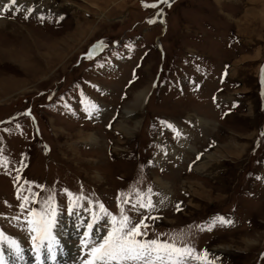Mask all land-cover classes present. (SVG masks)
Masks as SVG:
<instances>
[{"label":"rangeland","instance_id":"374dc122","mask_svg":"<svg viewBox=\"0 0 264 264\" xmlns=\"http://www.w3.org/2000/svg\"><path fill=\"white\" fill-rule=\"evenodd\" d=\"M33 1L0 15L3 264H37L49 197L51 264H86L122 210L187 264H264V0Z\"/></svg>","mask_w":264,"mask_h":264},{"label":"snow or ice","instance_id":"6c2138e0","mask_svg":"<svg viewBox=\"0 0 264 264\" xmlns=\"http://www.w3.org/2000/svg\"><path fill=\"white\" fill-rule=\"evenodd\" d=\"M160 3H168L169 0H159ZM144 7H156V4H143ZM22 5L18 3V0H5L3 4H0V15L6 11L20 12ZM25 12H31L32 9H23ZM27 18V16H25ZM149 20V23H152ZM91 55V52L89 53ZM94 107V105H93ZM27 115V113H25ZM7 160L0 155V166L6 165ZM27 183V182H26ZM31 192V189H28ZM32 195H35L34 193ZM139 195V194H137ZM18 199H21L18 189ZM25 203L30 202L29 196H23ZM52 197L48 198L42 206V210L38 212L35 209L29 211V215L35 217V219H29L26 223L29 225V230L33 235V241L40 239L41 248L46 249L45 259H51L53 262L56 260V253L53 252L52 243L45 244L44 240L49 237V230L54 225V220L48 219L49 212L54 215V210L51 208ZM137 204L140 208H151V200L147 204L141 200H137ZM21 208H24V203L21 204ZM101 211L105 216H110L109 213L100 205ZM134 210H138L133 205ZM112 221V228L106 236L103 237L102 242H97L98 246H93L89 252V260L86 264H187V262L194 257L192 256L193 250L187 246H176L174 242H161L158 238L153 240H140L137 237L144 235L141 229L146 227L144 220L141 219L139 223L133 224L129 216L124 215L121 211V217L117 222V218L110 216ZM219 223L224 224L226 221L223 218H216ZM97 222L95 213L93 214V224ZM227 223H232L227 221ZM93 224H89L88 228L91 230ZM85 236L88 235L86 232ZM2 236V234H0ZM84 242L82 241V244ZM9 246L15 247L17 256L20 255L21 249L14 240L9 241ZM37 264H43L40 254L36 256ZM0 264H3V259L0 257ZM204 264H207L205 261Z\"/></svg>","mask_w":264,"mask_h":264},{"label":"bare ground","instance_id":"6f19581e","mask_svg":"<svg viewBox=\"0 0 264 264\" xmlns=\"http://www.w3.org/2000/svg\"><path fill=\"white\" fill-rule=\"evenodd\" d=\"M25 1V0H24ZM24 1H20V2H18L19 4L21 3V2H23L24 4H25V6H24V9H33L34 10V13H36V14H44V7H50L51 8V6L48 4V1H47V3H45V6H41L40 5V7L38 8V6H37V8L35 7V2L33 1V0H27L26 2H24ZM50 1V0H49ZM34 2V3H33ZM38 1H36V3H37ZM54 3V2H53ZM22 4V3H21ZM38 4V3H37ZM49 9V8H48ZM56 9V8H55ZM59 11V10H58ZM61 11V10H60ZM66 11V10H65ZM45 13H47L46 11H45ZM75 33V32H74ZM145 91L143 90V91H140V92H138L136 95H135V100H134V106H136L137 107V105L140 103V102H142V99L144 98V96H145ZM127 110H129V111H127L128 113L130 112V109H127ZM132 111V110H131ZM201 122V124L204 126V125H207L208 126V124H209V122L208 121H205V120H201L200 121ZM120 124H122V123H120ZM123 130H124V128L123 127H121ZM203 128V127H202ZM126 130V129H125ZM128 130H126V132H127ZM182 132L185 134V135H182V138L186 141V142H184V144L185 145H183L182 147H189V148H191L192 149V147L191 146H189V144H187V141L188 140H186V131L185 130H182ZM93 134V133H92ZM92 134H89L87 137L89 138V140H90V142H92V144H98V137L96 136H94V134L92 135ZM189 142V141H188ZM193 150V149H192ZM176 152V151H175ZM204 161V160H203ZM199 162L197 165H198V169L200 170L201 169V167L203 166V163L204 162ZM162 185V184H161ZM68 227L66 226V229H64L62 232H64V231H68L69 229H67ZM95 232H97V231H95ZM94 232V233H95ZM96 235H97V233H96ZM62 237H64V235L62 236ZM95 238H98V236L97 237H95ZM67 239L68 238H66V237H64V238H62V244L65 246V247H69L71 250H72V253H73V251L75 250V248H73L72 249V244L71 243H68V241H67ZM4 243V242H3ZM3 246V245H2ZM25 253H29V251H28V249H22ZM71 253V252H70ZM73 257V256H72Z\"/></svg>","mask_w":264,"mask_h":264}]
</instances>
